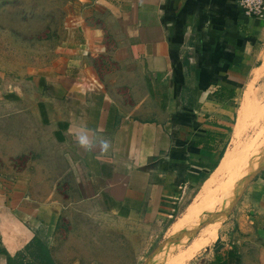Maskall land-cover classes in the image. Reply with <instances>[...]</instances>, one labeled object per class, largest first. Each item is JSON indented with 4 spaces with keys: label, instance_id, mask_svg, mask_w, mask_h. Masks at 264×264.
<instances>
[{
    "label": "crops",
    "instance_id": "1",
    "mask_svg": "<svg viewBox=\"0 0 264 264\" xmlns=\"http://www.w3.org/2000/svg\"><path fill=\"white\" fill-rule=\"evenodd\" d=\"M78 1L107 11L118 44L103 51V70L93 62L101 51L92 47L36 76L35 126L21 142L11 140L4 158H39L29 162L35 172L25 169L22 181L0 179V264L19 253L31 264L26 246L34 238L46 245L58 224L62 198L45 186L51 159L59 176L54 185L68 183L71 199L95 203L103 215L169 217L187 190L200 186L172 229L219 176L213 174L221 171L241 120L256 119V104L264 103L263 85L261 100L249 88L239 108L233 105L244 79L253 86L264 75V18L246 15L239 0ZM233 113L228 146L211 170L222 149L223 120ZM82 133L91 149L76 142ZM102 139L111 145L106 153L98 146ZM241 189L230 192L225 208L212 209L218 216L210 225L218 232ZM191 223L184 230L197 228ZM208 227L209 221L199 229L190 259L212 241L201 237ZM220 242L217 252L192 264H264V166L232 208Z\"/></svg>",
    "mask_w": 264,
    "mask_h": 264
},
{
    "label": "rangeland",
    "instance_id": "2",
    "mask_svg": "<svg viewBox=\"0 0 264 264\" xmlns=\"http://www.w3.org/2000/svg\"><path fill=\"white\" fill-rule=\"evenodd\" d=\"M116 29L107 11L98 5L88 6L78 0H0L2 181L11 183L19 179L20 182L25 169L35 172V168H29L28 164L39 158L38 154H22L14 159H5L4 156L12 139L14 142H21L35 126L32 112L38 97L36 76L45 74L46 69L53 67L55 62L69 58L73 51L80 53L85 49L88 52L92 47L102 52L98 53L97 59L94 57L93 62L103 70L102 62L107 60L103 51L109 53L118 44L114 37ZM101 74L106 75L107 72L102 71ZM249 82L250 77L244 79L240 86L237 103L234 104L237 109L243 93L249 88L261 100L260 89L264 85V75L253 86H247ZM256 106V110H259L256 119H251L246 124L245 120L243 127H238L221 171L213 174L219 176L204 185V197L202 195L172 229H169L170 224L191 202L200 186L187 190L179 206L169 217L145 221L141 217L103 215L99 212L101 207L95 203L71 199V185L68 183L59 182L54 185V180L59 176L54 177L55 164L51 159L50 169L44 168L47 175L51 173L45 179V186L51 191L57 189L63 203L58 224L45 240L55 264H192L214 252V241H210L190 259L199 241V237H196L199 229L209 220V227L201 232V237L209 236L211 231L216 230L214 225H210L212 221L216 222L215 219L210 220L213 216L212 209L218 210L217 204L225 208L230 192L245 183L225 214L218 233L221 236L232 208L253 178L251 176L247 179V175H252L253 169L260 170L264 166V103ZM235 120L236 113L223 120L224 132L219 140L220 146L224 143L228 146ZM64 179L68 180V177L65 175ZM35 188L42 189V184L36 182ZM224 200L225 203L222 204ZM191 222L197 228L194 231L184 230ZM159 248V255L152 257Z\"/></svg>",
    "mask_w": 264,
    "mask_h": 264
},
{
    "label": "trees",
    "instance_id": "3",
    "mask_svg": "<svg viewBox=\"0 0 264 264\" xmlns=\"http://www.w3.org/2000/svg\"><path fill=\"white\" fill-rule=\"evenodd\" d=\"M233 94H234V91L231 89L230 96ZM226 148H227V145L224 143L222 146V149L218 151L216 161L211 164V170L215 168L218 160L222 157ZM26 251L31 257V264H55L54 263L55 261H53V258L50 254L49 248L45 244H43L38 238H34V240L26 246ZM6 262H8V264H26L24 263L23 257L20 253L19 255H16V256L8 255Z\"/></svg>",
    "mask_w": 264,
    "mask_h": 264
},
{
    "label": "built area",
    "instance_id": "4",
    "mask_svg": "<svg viewBox=\"0 0 264 264\" xmlns=\"http://www.w3.org/2000/svg\"><path fill=\"white\" fill-rule=\"evenodd\" d=\"M239 6L248 16L257 19L264 18V0H239Z\"/></svg>",
    "mask_w": 264,
    "mask_h": 264
},
{
    "label": "clouds",
    "instance_id": "5",
    "mask_svg": "<svg viewBox=\"0 0 264 264\" xmlns=\"http://www.w3.org/2000/svg\"><path fill=\"white\" fill-rule=\"evenodd\" d=\"M76 142L79 144L80 147L88 150L91 149L93 147V142L92 140H90V138L88 137L87 134H78L75 137ZM101 149L102 152H107L110 148V142L107 139H102L99 141V145H98Z\"/></svg>",
    "mask_w": 264,
    "mask_h": 264
},
{
    "label": "bare ground",
    "instance_id": "6",
    "mask_svg": "<svg viewBox=\"0 0 264 264\" xmlns=\"http://www.w3.org/2000/svg\"><path fill=\"white\" fill-rule=\"evenodd\" d=\"M244 108H245V107H244ZM242 114H243V113H242ZM240 120H241V119H240ZM243 122H244V121L241 120V122L239 123V125H238L239 129H241V128L243 127V126H242V123H243ZM256 152H257V151H256ZM261 154H262V153H261ZM258 155H259V154H258ZM257 157H259V156H256V158H257ZM262 157H263V156H262ZM256 158H254V160H255ZM261 159H263V158H261ZM261 167H262V166H261ZM261 167H260V168H261ZM258 170H259V169H258ZM258 170H257V171H258ZM257 171H256V172H257ZM256 172H255V173H256ZM253 174H254V173H253ZM249 177H250V176H249ZM249 177H248V178H249ZM248 178H247V179H248ZM247 179H246V180H247ZM244 182H245V181H244ZM244 185H245V183L243 184V186H244ZM243 186H242V187H243ZM234 201H235V199H233V202H234ZM232 204H233V203H232ZM227 211H228V210H226V212H227ZM217 216H218V214L211 216L210 220L215 219ZM208 221H209V220H208ZM218 233H219V232L216 231V230L211 231V232L209 233V237H210V239H211L212 241H215L216 238L218 237ZM159 249H161V248H159ZM160 254H161V253H160Z\"/></svg>",
    "mask_w": 264,
    "mask_h": 264
},
{
    "label": "water",
    "instance_id": "7",
    "mask_svg": "<svg viewBox=\"0 0 264 264\" xmlns=\"http://www.w3.org/2000/svg\"><path fill=\"white\" fill-rule=\"evenodd\" d=\"M216 167V166H215ZM255 174V173H254ZM254 174H252L251 176L252 177H254L255 175ZM254 175V176H253ZM250 176V177H251ZM249 177V178H250ZM222 247V243L220 242V236H218L217 238H216V240L214 241V243H213V251L214 252H217L220 248Z\"/></svg>",
    "mask_w": 264,
    "mask_h": 264
}]
</instances>
